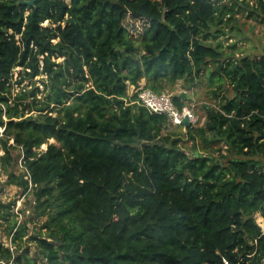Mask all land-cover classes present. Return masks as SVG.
I'll return each mask as SVG.
<instances>
[{
    "label": "trees",
    "instance_id": "16d2710c",
    "mask_svg": "<svg viewBox=\"0 0 264 264\" xmlns=\"http://www.w3.org/2000/svg\"><path fill=\"white\" fill-rule=\"evenodd\" d=\"M22 1L0 0V165L45 221L0 199V264H264V54L211 41L264 0ZM204 78L200 127L129 92Z\"/></svg>",
    "mask_w": 264,
    "mask_h": 264
},
{
    "label": "rangeland",
    "instance_id": "374dc122",
    "mask_svg": "<svg viewBox=\"0 0 264 264\" xmlns=\"http://www.w3.org/2000/svg\"><path fill=\"white\" fill-rule=\"evenodd\" d=\"M251 4H255L256 0H250ZM47 24V22L45 23ZM235 28L231 25L226 27V34L221 35L217 39L211 40L214 44H221V48L226 53H234V55L239 58L244 55L251 57L260 56L264 54V22L260 18H255L253 15H250L249 12L244 11V13H239L237 15V23H234ZM233 44H236V48L231 47ZM214 67V66H212ZM20 70V67L16 69V72ZM28 84V81L22 83L21 85H15V92H18L20 88ZM40 84V82L38 83ZM145 84V80L141 82V85ZM182 82H179L174 90H171V94L175 95L182 91L186 93V96H190L191 99L187 102V105L193 108L197 120L195 121V126H203L206 120V110L204 105H215L219 101L213 91L217 89L216 86L209 83L207 79H202L198 82L196 86L192 89H184L181 87ZM223 92L229 96L233 95V89L230 83L225 84ZM30 86V85H28ZM30 88V87H28ZM42 88V86H41ZM136 91L135 87H130V94H133ZM41 95V94H40ZM172 129V128H171ZM2 131V128H0ZM54 141V140H51ZM192 142H189L188 145H191ZM47 144L42 145V149H46ZM225 153V151H224ZM4 151H0V155H3ZM18 154V151H14V156ZM22 159V157H21ZM22 171V165L19 163L16 166V172L20 173ZM8 176L4 171V167L0 165V199L4 202L13 201L14 204L11 208V211L15 213V218L19 223L24 221L28 222V226L31 232L36 231L44 223V217H38L35 208H34V196L29 193L24 195L22 190L15 185L7 183ZM3 189V191H1ZM13 217V216H11ZM258 223L264 228V218L261 214H256ZM45 231V229H43ZM0 239L6 244H11V239L9 235L4 230L3 226H0ZM34 251V250H33Z\"/></svg>",
    "mask_w": 264,
    "mask_h": 264
},
{
    "label": "built area",
    "instance_id": "2783aa9c",
    "mask_svg": "<svg viewBox=\"0 0 264 264\" xmlns=\"http://www.w3.org/2000/svg\"><path fill=\"white\" fill-rule=\"evenodd\" d=\"M139 92V101L145 105L149 110L156 113L168 114L169 120L175 125L184 123V119L187 118L191 123H195L197 120L194 111L189 106H184L179 109L173 99L171 93L158 94L153 90L141 85L139 88H135Z\"/></svg>",
    "mask_w": 264,
    "mask_h": 264
},
{
    "label": "water",
    "instance_id": "95a60500",
    "mask_svg": "<svg viewBox=\"0 0 264 264\" xmlns=\"http://www.w3.org/2000/svg\"><path fill=\"white\" fill-rule=\"evenodd\" d=\"M23 3H28V4H33L34 3V0H29V1H22ZM183 94V96H185L186 97V93H182ZM184 124H187V125H189V124H191V122L187 119V118H185L184 119Z\"/></svg>",
    "mask_w": 264,
    "mask_h": 264
}]
</instances>
